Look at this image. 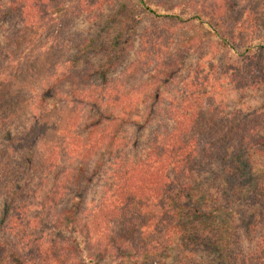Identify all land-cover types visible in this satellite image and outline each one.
Wrapping results in <instances>:
<instances>
[{
  "label": "trees",
  "instance_id": "1",
  "mask_svg": "<svg viewBox=\"0 0 264 264\" xmlns=\"http://www.w3.org/2000/svg\"><path fill=\"white\" fill-rule=\"evenodd\" d=\"M131 1L161 22L124 71L133 82L121 77L95 93L83 90L75 107H57L61 96L40 90L68 62V40L57 39L56 30L48 33L56 11H64L61 0L0 2V145L7 144L0 151V201L6 204L0 264H169L172 254L173 264H211L213 249L220 263L228 257L233 264H264V246L242 258L231 253L238 239L232 242L218 222L226 221L231 201L246 239L262 225L264 185L242 151L258 148L252 142L258 126L239 113L226 115L218 83L227 72L219 76L215 66L206 69L198 61L185 73V49L173 30L201 24L236 58L228 68L233 83L264 86V45L252 44L264 0H193L197 10L185 14ZM105 2L89 0L77 9ZM45 98L55 103L28 120L24 135L32 139L25 148L10 128ZM16 147L25 152L24 163L4 184L2 159L13 162ZM216 157L218 199L198 170ZM94 180L99 194L88 207ZM246 199H258L261 210L243 204Z\"/></svg>",
  "mask_w": 264,
  "mask_h": 264
},
{
  "label": "rangeland",
  "instance_id": "2",
  "mask_svg": "<svg viewBox=\"0 0 264 264\" xmlns=\"http://www.w3.org/2000/svg\"><path fill=\"white\" fill-rule=\"evenodd\" d=\"M3 1L8 0H0V2ZM87 1L89 0H61V7H64V11H56L54 19L57 22L48 25L49 34L56 30V38L64 42L68 40L67 43L69 42L70 44L68 62L59 68L58 71L60 77L54 81L45 80L40 88L43 92L47 89L49 94L57 92L58 96H61V99H57L55 104L57 107H75L81 91L91 88L92 92L95 93L97 88H102L104 82L111 85L115 80L126 77L124 71L138 57L142 39L151 30L161 25L160 21L146 16L131 0H106L101 7L90 8L83 13H79L77 7L79 6L80 9L81 3ZM146 1L153 6L161 7L163 10H178L181 14L193 13L197 10L194 5L195 2H192L193 0ZM203 18L206 17L203 16ZM6 27L10 30L8 22ZM173 30L176 36L180 38V45L182 44L185 49V73H188L189 67L195 65L198 61H201V64H205L206 69H208V64L215 66L214 72H218L219 76L227 72L224 79L220 78L218 83V91L220 92V98L223 99L226 115L229 117L233 113H239L238 115H241V118L245 116L256 121L258 129L252 142H256L258 148L243 147L242 151L250 156L253 164V174L259 177L264 185V86H246L240 83H233L228 77L230 73L228 68L236 58L231 56L226 49L220 48L219 43L212 39L206 28L201 26V24L179 26ZM253 35L252 44L254 46L264 45V14L260 15L255 21ZM1 43L3 44L4 42L2 41ZM214 45H217V48ZM212 46L214 48L210 49ZM213 77L216 78L214 73ZM126 82L131 84L133 81L131 78L128 79L126 77ZM54 103L55 101L50 98L38 101L32 107L31 117L26 116L20 120L13 121L10 132L13 137L19 139V142L25 148L30 147L32 139L31 136L24 135L26 127L30 123L28 120H35L42 110L50 109L52 106L49 105ZM78 108L85 110L83 104L79 105ZM148 133L149 128L142 132V137H146ZM6 146L7 144L0 145V151L5 150ZM19 148L21 147H16V152H19ZM25 155V152L17 153L13 162L8 161L4 155L2 164L7 169L5 174H1L4 184L10 182L11 177L13 178L12 173L19 175ZM34 167L37 171L33 175L35 177L37 175L41 176V171L37 169V159L34 160ZM89 169L90 167L86 170ZM198 170L204 171L202 173L203 181L206 183L204 187L207 185L211 186L212 198L218 199V197H221L217 193L216 185V177L221 170L220 157L213 159L208 167L199 168ZM34 181V184L39 185L38 180L34 179ZM48 181L42 184V187L46 188ZM98 186L99 183L96 180L88 186L85 196V204L88 207L93 206L91 203L96 200L99 194ZM196 188L199 190L198 187ZM195 194L198 195L197 192ZM4 199L0 201V221L5 220L6 204H4ZM66 201L64 202L65 204L67 203ZM261 202H264V187L262 189V198L260 199L261 206H264ZM242 203L251 205L253 208L257 206L259 211L261 210L258 199H246ZM225 205L226 215H224V218H226V221L221 219L218 222L225 226V232L232 239V242L238 239V246L235 244L236 247L231 246V253L242 258L256 248L264 246V215L261 221L262 225L258 228L257 233L252 238L246 239L242 223H240L241 216L235 211L233 203L226 201ZM172 255L168 259L169 264H173ZM217 256V250L213 249L207 260H212L211 264H233V261L228 259V257L223 258L220 263L216 261Z\"/></svg>",
  "mask_w": 264,
  "mask_h": 264
}]
</instances>
